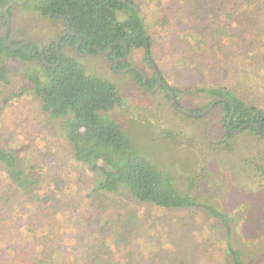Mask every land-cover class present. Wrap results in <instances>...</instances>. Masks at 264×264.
I'll use <instances>...</instances> for the list:
<instances>
[{
  "label": "rangeland",
  "instance_id": "obj_1",
  "mask_svg": "<svg viewBox=\"0 0 264 264\" xmlns=\"http://www.w3.org/2000/svg\"><path fill=\"white\" fill-rule=\"evenodd\" d=\"M134 2L149 28L154 50L148 62L143 49H132L127 57L130 67L141 69L146 78L153 77L160 67L164 81L179 87L177 99L186 111L206 105V97L190 83L206 79L237 82L244 100L264 112L262 0H204V12L191 4L181 9V0ZM23 6L12 12L11 39L50 43L53 33L63 29L61 24L50 29L31 7ZM163 9H168L164 12L167 19L158 23ZM208 9L215 11L210 13ZM220 9L227 13L217 11ZM67 52L64 49L62 53ZM78 58L85 73L111 81L131 106L127 113L122 109L115 113L131 139L145 154L155 155L161 150V162L171 169L178 166L180 170L174 172L180 188H184L185 169L189 168L197 178L194 191L206 196L211 207L217 205L228 211L229 224L235 228L228 238L219 223L202 210L164 211L137 204L123 190L112 195L120 201L118 208L105 206V212L93 208L86 194L98 186L102 177L72 157L58 122L48 119L40 110V102L27 94L12 99L2 110L1 115L5 113L0 118V140L18 149L21 161L33 158L39 164L36 175L47 179L44 188L52 192L53 206L58 210L56 219L76 210V224L80 227L72 220L60 222L64 248L71 255L69 263L61 264H229V248L238 250L247 264H264V138L242 133L221 147L205 144L206 139L215 142L207 135L221 136L217 126L219 109L206 120H191L171 108L164 92L144 91L132 74L113 71L103 55ZM10 65L12 78L7 94L17 92L21 86L18 63L12 61ZM4 90L0 88V99ZM133 114L135 118L154 116L163 126L160 125L161 133L151 134L144 121L132 118ZM128 216L136 225L135 232L119 236ZM105 219L110 220L111 230L103 245H98L102 237L91 236L86 229L98 231ZM22 229L26 231L27 227ZM79 231L82 236L76 241L74 234ZM4 253L0 247V260L7 258ZM96 257L97 261H93Z\"/></svg>",
  "mask_w": 264,
  "mask_h": 264
},
{
  "label": "trees",
  "instance_id": "obj_2",
  "mask_svg": "<svg viewBox=\"0 0 264 264\" xmlns=\"http://www.w3.org/2000/svg\"><path fill=\"white\" fill-rule=\"evenodd\" d=\"M21 1L23 0H0L3 32L5 18L2 8L6 5L4 12L10 19L11 30L13 10L23 6L12 2L20 4ZM203 1L181 0L179 7L182 9L186 8L187 4H191L193 8L198 7L204 12ZM251 2L253 0H250ZM24 6L31 7L36 15L48 22L50 29L58 24H61L63 29L59 33H53L50 43L39 40L44 44L42 54L39 44L35 42H29L18 49L12 48L34 39L13 40L9 31L8 44H6L3 33L0 34V88L5 89V95L0 99V118L5 113L1 115L2 110L6 109L7 104L14 98L28 94L38 100L41 112L60 125L72 157L89 172L102 177L98 186L86 194L93 208L102 212H105V206L118 208L120 201L112 195L121 194L123 190L137 204L149 205L164 211H182L187 208L202 210L205 215L219 223L228 238L231 237L232 229L234 230L235 227L229 224L231 215L228 211H223L217 205L211 207L207 203L206 196L194 191L197 178L194 174L191 175L189 168L185 169L187 177L184 179V188H180L176 184L177 178L174 172L180 170L178 166L171 169L170 166L162 163L161 150L159 154L158 152L155 155L153 152L145 154L115 116L116 111L121 109L127 113L131 106H127L126 100L111 81L85 73L76 55L75 48L79 40L81 43L78 51L81 55L88 49H91L89 52L91 55H102L92 48L107 51L116 42L109 54L103 55L108 62L122 59L125 47L128 48V55L132 49H143L144 59L148 62L152 61L153 38L134 0H26ZM262 6L264 8V0ZM213 11L215 10L210 9L208 12ZM217 11L227 13L222 9ZM164 12H168V9H163ZM164 19H167V13L158 17L157 22L161 23ZM168 20L170 21V18ZM206 29L210 30L209 27ZM66 31L73 33L62 38L59 46L61 58L58 62L55 41L62 32ZM64 49L68 51L67 54L62 53ZM127 57L124 62L116 63V70L130 67ZM12 61L18 63L21 86L17 92L11 91L7 94L6 89H10L12 78L10 67ZM111 69L116 71L113 67ZM127 74L135 76L136 82L144 91L149 92L144 88L143 77L138 71L131 70ZM163 78L164 71L157 66L153 77L147 78L146 85L148 89H152L161 81L159 91L164 92L171 108L179 114L171 104L168 94V91L171 92L178 106L181 107L177 99L179 87L169 86ZM190 83L207 99L202 109L191 112H201L217 98H225L229 101L219 102L203 117H189L191 120H206L213 110H220L217 126L221 129V136L209 134L207 137L214 139L215 142L211 140L209 143L206 139L205 144L221 147L227 144L226 140L236 137L233 131H237L245 124H256L264 132V112L244 100L237 82L200 79L199 82L191 80ZM131 116L135 118V114ZM136 118L144 121L151 134L161 133L162 125H159L154 116L143 118L139 115ZM242 133L264 138L253 125L237 134ZM200 144L207 149L205 144ZM23 161L19 158L18 149L0 140V247L7 254L4 253L7 258L0 260L2 261L0 264L69 263L71 255L64 248L65 235L60 226L63 221L72 220L76 224L78 222L75 216L76 210L73 209L61 219L57 216L56 219L55 214L58 210L53 206L52 192L44 188L47 179L36 175L39 164L33 158ZM109 219H105L96 232L86 229L89 235L102 237L98 245H103L104 237L110 233ZM20 222L27 226H19ZM89 223L91 224V221ZM80 226L76 224L77 228ZM24 227H27L26 231L22 229ZM135 229L136 225L129 217L121 225V232L118 235L128 236L133 234ZM80 235L82 236L81 231L74 234L76 241H79ZM13 239H15L14 243L10 244ZM228 251L232 257L229 258V264H247L238 250L229 248ZM97 259L98 257L93 261Z\"/></svg>",
  "mask_w": 264,
  "mask_h": 264
},
{
  "label": "water",
  "instance_id": "obj_3",
  "mask_svg": "<svg viewBox=\"0 0 264 264\" xmlns=\"http://www.w3.org/2000/svg\"><path fill=\"white\" fill-rule=\"evenodd\" d=\"M12 3L15 4V5H24V4L26 3V0H24V2H22V3H20V4H17V3H15V2H12ZM4 7H6V5H5ZM4 7L2 8V12H3V14H4V18H5V28H4V32H3V39H4L5 43L8 44V35H9V31H10V19H9V17L6 15V13L4 12ZM70 33H73V31H66V32H63V33H62V34L56 39V41H55V48H56V51H57V54H58V62H59V60H60V58H61L60 49H59L60 42H61L62 38H63L65 35L70 34ZM29 42H35V43H38V44H39V47H40V53H41V54L43 53L44 44H43L41 41H39V40H30V41L25 42V43H23V44H21V45H19V46H17V47H12V48H13V49L21 48V47L27 45ZM80 43H81V41L79 40L78 45H77L76 48H75L76 55H77L78 57H82V56H86V55H88V53L90 52L91 49H88V50H87L84 54H82V55L79 53V51H78V47H79ZM115 44H116V42L113 43L112 46H114ZM112 46H111V47L109 48V50H107V51H102V50H100V49H98V48H96V47H94V48H92V49L95 50V51H97L98 53H100V54H102V55H108L109 52L111 51ZM127 55H128V48L125 47V54H124V57H123L121 60L116 61V62H114V63L112 64V67L114 68V70H116V68H115L116 63H117V62H122V61H124V60L126 59ZM41 59H42V60L44 59L43 55L41 56ZM149 62H151V61L149 60ZM131 70L138 71V72L142 75V77H143V81H142L143 86H144V88H145L146 90H148L150 93H154L157 89H159L160 85L162 84V82L160 81V82H158V83L156 84V86H155L154 88H152V89H148V87H147V85H146V80H147V78H146L144 72H143L141 69L137 68V67H129V68L125 69V70L118 71V72L121 73V74H125L126 72L131 71ZM168 94H169L170 102H171V104L175 107V109H176L180 114L186 115V116L191 117V118H199V117H203V116L207 115V114H208V113L214 108V106H215L216 104H218L219 102H229V101H227L225 98H217V99L213 100V101L209 104V106H207V107H206L204 110H202L201 112H199V113H193V112L186 111V110H184L183 108L179 107L178 104H177V102H176L175 96H174L171 92H169V91H168ZM232 113H233V109H232ZM229 122H230V119H229V121H228V126H229ZM250 125H253V126H254V127L260 132V134L264 136V132H262V131L258 128V126H257L256 124H245V125H243L242 127H240L237 131H233V132H234V134H237V133L241 132L244 128L249 127Z\"/></svg>",
  "mask_w": 264,
  "mask_h": 264
},
{
  "label": "flooded vegetation",
  "instance_id": "obj_4",
  "mask_svg": "<svg viewBox=\"0 0 264 264\" xmlns=\"http://www.w3.org/2000/svg\"><path fill=\"white\" fill-rule=\"evenodd\" d=\"M24 1V0H23ZM23 1H21L20 3H22ZM63 33V32H62ZM89 54V53H88ZM87 56V55H86ZM119 60H121V59H118V60H115V61H113L112 63H111V65L114 63V62H116V61H119ZM125 61V60H124ZM124 61H122V62H124ZM122 62H118V63H122ZM112 67V66H111ZM129 68V67H128ZM125 69H127V68H125ZM124 69V70H125ZM116 71H118V70H116ZM119 71H122V70H119ZM129 72V71H128ZM127 73V72H126Z\"/></svg>",
  "mask_w": 264,
  "mask_h": 264
}]
</instances>
